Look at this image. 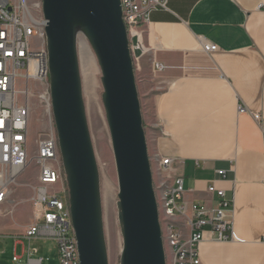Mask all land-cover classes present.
<instances>
[{
    "label": "crops",
    "instance_id": "crops-1",
    "mask_svg": "<svg viewBox=\"0 0 264 264\" xmlns=\"http://www.w3.org/2000/svg\"><path fill=\"white\" fill-rule=\"evenodd\" d=\"M141 28V45L137 36L132 44L139 47L131 45L141 64L152 70L165 64L157 135L148 142L152 160L159 167L172 158L169 176L183 178L189 206H218L219 197L207 191L212 182L232 200L235 237L207 235L201 264H264V0H168ZM203 40L218 49L204 51ZM56 185L68 200L64 175ZM176 220L188 235L184 219Z\"/></svg>",
    "mask_w": 264,
    "mask_h": 264
},
{
    "label": "water",
    "instance_id": "water-1",
    "mask_svg": "<svg viewBox=\"0 0 264 264\" xmlns=\"http://www.w3.org/2000/svg\"><path fill=\"white\" fill-rule=\"evenodd\" d=\"M51 110L81 264H110L102 181L91 136L79 45L101 69L102 103L118 178L120 264H168L133 50L121 0H42Z\"/></svg>",
    "mask_w": 264,
    "mask_h": 264
},
{
    "label": "built area",
    "instance_id": "built-area-1",
    "mask_svg": "<svg viewBox=\"0 0 264 264\" xmlns=\"http://www.w3.org/2000/svg\"><path fill=\"white\" fill-rule=\"evenodd\" d=\"M167 3L168 0H121L132 43L137 36L141 45L137 31H141L139 28L149 22L154 9H167ZM46 26L41 0H0V214L9 213L7 207L11 201V184L35 161L39 165L38 184L32 196L36 209L32 222L20 235L29 241L33 237L54 238L61 264H81L69 202L52 187L63 179L61 165H58L61 157L55 125L36 139L33 154L29 146L31 80L48 83V90L42 97L51 109ZM218 47L208 40L202 42L203 50L208 53L216 51ZM164 67L165 64L157 63L158 70ZM245 110L242 104L239 105L240 112ZM253 116L257 120L262 119L259 112H254ZM172 169V158L163 157L159 170L168 175L163 180L166 187L161 206L166 218L171 221L165 235L171 251L170 264H201L199 246L207 235L221 241L235 237L234 220L229 216L232 200L223 188L212 182L207 191L219 197L218 206L213 208L200 202H193L189 206L184 200L183 178L172 176L173 183L169 184L168 176ZM217 173L226 177L224 169L217 170ZM177 217L184 219L189 229L188 235L176 220ZM36 252L37 248L32 246L24 248L22 254L13 255V264H49L46 262L49 258L33 257L32 254ZM25 254H28L27 261L22 259Z\"/></svg>",
    "mask_w": 264,
    "mask_h": 264
},
{
    "label": "rangeland",
    "instance_id": "rangeland-1",
    "mask_svg": "<svg viewBox=\"0 0 264 264\" xmlns=\"http://www.w3.org/2000/svg\"><path fill=\"white\" fill-rule=\"evenodd\" d=\"M38 1L39 0H35ZM42 4V0H41ZM142 30V28H139ZM83 38L91 48L94 55V65L96 68L97 75V94L95 95L96 101L98 103V108L101 117V127L104 130L103 136L106 137L105 146L107 150L104 154L101 153L100 145L98 143L96 127L91 116L90 107L88 104V97L84 88V95L87 107V114L89 120V126L91 131V136L95 148L96 157L101 172V181H102V198H103V207H104V223L106 238L108 244V254H109V263L110 264H120V257L123 248V238L120 230V224L118 219V178L116 163L114 158V152L112 148V141L110 136V131L108 123L106 120L105 110L102 103V92L103 86L101 82V69L98 64L97 57L90 45V43ZM131 39V38H130ZM131 45H135L134 48L138 47V44L135 42ZM133 48V49H134ZM134 56V53H133ZM134 63L136 69V78L137 85L140 95V102L142 108V114L144 119L145 131L147 135V140L150 142L151 146L154 143V137L157 135V117L155 112V102L156 96L161 92V70H152L151 67L147 66L144 68L141 64V58L136 55L134 56ZM142 66V68H141ZM82 70V67H81ZM83 77V74H82ZM84 85V82H83ZM30 104H31V116L29 123V146L31 153L33 154L36 149V139L41 135L47 133L54 127L53 114L52 110L49 108L42 95L48 90V83H39L34 80L30 82ZM92 119V120H91ZM151 157V163L154 174V185L157 193V198L159 202L160 218L164 234L165 246L167 250V262L170 264L171 253L169 252V247L165 239L166 232L169 229L170 220L166 218L163 208L161 206L162 194L165 189L163 185V180L167 178L166 173H161L158 167V162L152 160L153 152L149 151ZM106 167V168H105ZM109 175V176H108ZM39 176V165L32 161L31 164L23 171L17 181L11 184V195H10V204L7 209L8 214H0V264H13L12 257L15 253L22 254L24 248L32 246L37 248L38 252L33 253L32 256H43L49 258L46 260L49 264H61L60 256L57 248V242L54 238L51 237H33L31 241L28 238L20 235L25 227L32 222V215H34V204L32 202V196L34 195L35 186L38 184ZM111 176V177H110ZM107 178V179H106ZM168 180L171 181V176H168ZM66 182V181H65ZM106 184L110 185V199L111 205L113 208V219L111 224L112 235L115 238L116 249L111 247L109 239L110 232L108 227V191L106 190ZM54 187V186H53ZM54 189L59 193L58 186L56 185ZM107 205V206H106ZM107 211V212H106ZM185 232L187 229H185ZM17 243V244H16ZM16 244V247H15ZM23 261L28 260V254L23 256Z\"/></svg>",
    "mask_w": 264,
    "mask_h": 264
},
{
    "label": "bare ground",
    "instance_id": "bare-ground-1",
    "mask_svg": "<svg viewBox=\"0 0 264 264\" xmlns=\"http://www.w3.org/2000/svg\"><path fill=\"white\" fill-rule=\"evenodd\" d=\"M137 33H139L140 41L142 42V40H143L142 32L137 31ZM79 49H80L81 67H82L84 88H85V92H86L87 97H88V104L90 107L91 116L93 118V121H94V124L96 127V133H97V138H98L97 141L100 145L101 153L103 154V152H104V154H105V152L107 150V146H105L106 137L103 136V134H104L103 128H100L102 125L101 124L102 120L100 117L98 103H97L96 98H95V95L97 94V75H96V68L94 65L95 58H94V55H93L91 48L89 47L88 43L84 39L81 40L80 45H79ZM106 190L108 191V194H107L108 217H107V219H108V227H109V232H110L109 242H110L111 247L116 249L115 238L112 235V231H111V224H112L114 211H113V208L111 205V199H110V190H111L110 185L106 184Z\"/></svg>",
    "mask_w": 264,
    "mask_h": 264
},
{
    "label": "trees",
    "instance_id": "trees-1",
    "mask_svg": "<svg viewBox=\"0 0 264 264\" xmlns=\"http://www.w3.org/2000/svg\"><path fill=\"white\" fill-rule=\"evenodd\" d=\"M64 175V174H63ZM64 179H65V176H64ZM65 184H66V182H65ZM66 190H67V185H66ZM67 193H68V190H67Z\"/></svg>",
    "mask_w": 264,
    "mask_h": 264
}]
</instances>
